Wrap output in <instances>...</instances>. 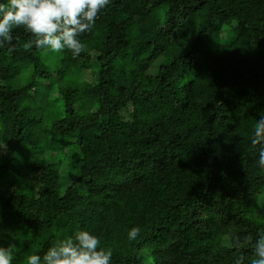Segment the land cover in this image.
Listing matches in <instances>:
<instances>
[{
	"label": "trees",
	"instance_id": "1",
	"mask_svg": "<svg viewBox=\"0 0 264 264\" xmlns=\"http://www.w3.org/2000/svg\"><path fill=\"white\" fill-rule=\"evenodd\" d=\"M30 38L14 28L0 48V245L16 246L13 264L77 228L111 264H250L264 233L251 145L264 0H110L80 56L59 63L24 49Z\"/></svg>",
	"mask_w": 264,
	"mask_h": 264
},
{
	"label": "clouds",
	"instance_id": "2",
	"mask_svg": "<svg viewBox=\"0 0 264 264\" xmlns=\"http://www.w3.org/2000/svg\"><path fill=\"white\" fill-rule=\"evenodd\" d=\"M110 0H0V48L11 44L13 29L23 28L30 39L24 49L35 47L45 56L65 50L79 57L85 45L80 37L92 30L97 17ZM251 145L258 148L257 166L264 170V116L254 128ZM141 233L133 226L127 233L135 241ZM3 236H0V240ZM15 245H0V264H13ZM254 258L250 264H264V233L257 235L253 245ZM26 264H111L112 251L101 246V238L77 228L64 239L54 242L42 254H27ZM235 264H244L241 256Z\"/></svg>",
	"mask_w": 264,
	"mask_h": 264
},
{
	"label": "rangeland",
	"instance_id": "3",
	"mask_svg": "<svg viewBox=\"0 0 264 264\" xmlns=\"http://www.w3.org/2000/svg\"><path fill=\"white\" fill-rule=\"evenodd\" d=\"M59 54H55V55H53V54H51V55H49V56H45L44 55V57L45 58H48V60H49V62L50 61H53V62H55V63H59V62H56V61H58L59 60ZM52 62V63H53ZM23 78H24V82L25 83H30V81H32L31 79H30V75H29V73H25V75L23 76ZM56 79H57V81L59 80L58 78H57V76H56ZM54 84H56V83H54ZM34 86L36 87V88H39V92H38V96H39V100L37 101V105L39 106V107H41L42 108V105H41V101H44V97H45V95H46V92H47V88L39 81V80H36L35 81V84H34Z\"/></svg>",
	"mask_w": 264,
	"mask_h": 264
}]
</instances>
